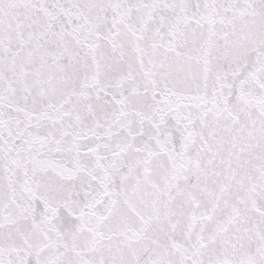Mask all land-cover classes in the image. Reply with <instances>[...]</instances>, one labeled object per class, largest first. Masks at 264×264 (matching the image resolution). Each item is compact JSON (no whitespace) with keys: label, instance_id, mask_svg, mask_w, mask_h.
<instances>
[{"label":"snow or ice","instance_id":"snow-or-ice-1","mask_svg":"<svg viewBox=\"0 0 264 264\" xmlns=\"http://www.w3.org/2000/svg\"><path fill=\"white\" fill-rule=\"evenodd\" d=\"M0 264H264V0H0Z\"/></svg>","mask_w":264,"mask_h":264}]
</instances>
